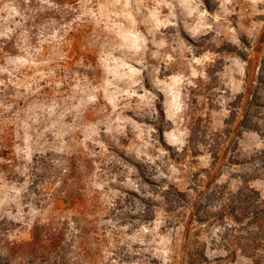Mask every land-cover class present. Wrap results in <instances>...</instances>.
<instances>
[{
	"label": "rangeland",
	"instance_id": "1",
	"mask_svg": "<svg viewBox=\"0 0 264 264\" xmlns=\"http://www.w3.org/2000/svg\"><path fill=\"white\" fill-rule=\"evenodd\" d=\"M241 189L264 202V0H0L14 264H257Z\"/></svg>",
	"mask_w": 264,
	"mask_h": 264
},
{
	"label": "trees",
	"instance_id": "2",
	"mask_svg": "<svg viewBox=\"0 0 264 264\" xmlns=\"http://www.w3.org/2000/svg\"><path fill=\"white\" fill-rule=\"evenodd\" d=\"M229 215L236 227L246 225L243 229L235 230L246 234L236 237L239 240L238 244L243 248L242 250L248 257L255 258L257 264H260V262L262 264L264 255H257L259 251L264 250V202L259 192L251 189H241L235 193L229 206ZM3 219L0 220L1 228L7 229L13 224L12 221ZM0 264H14L12 258L1 248Z\"/></svg>",
	"mask_w": 264,
	"mask_h": 264
}]
</instances>
